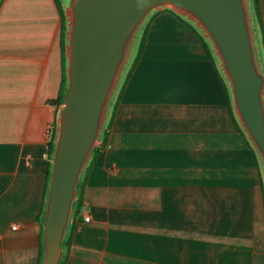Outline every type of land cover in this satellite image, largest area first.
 Instances as JSON below:
<instances>
[{
  "label": "crops",
  "instance_id": "0c3cea01",
  "mask_svg": "<svg viewBox=\"0 0 264 264\" xmlns=\"http://www.w3.org/2000/svg\"><path fill=\"white\" fill-rule=\"evenodd\" d=\"M61 29L56 0H0V264L43 263ZM201 34L151 19L62 264H264L263 168Z\"/></svg>",
  "mask_w": 264,
  "mask_h": 264
},
{
  "label": "water",
  "instance_id": "95a60500",
  "mask_svg": "<svg viewBox=\"0 0 264 264\" xmlns=\"http://www.w3.org/2000/svg\"><path fill=\"white\" fill-rule=\"evenodd\" d=\"M67 85L59 106L43 221L42 264H62L79 185L150 16L169 8L212 44L234 111L264 168V65L251 0H64Z\"/></svg>",
  "mask_w": 264,
  "mask_h": 264
},
{
  "label": "trees",
  "instance_id": "16d2710c",
  "mask_svg": "<svg viewBox=\"0 0 264 264\" xmlns=\"http://www.w3.org/2000/svg\"><path fill=\"white\" fill-rule=\"evenodd\" d=\"M60 11H61V15H62V29H61V48H62V54H63V81H62V87H61V91L58 95L57 98L52 99L51 102H53L54 104H56L58 106V112H59V106L63 103L64 98H65V90H66V85H67V52H66V39H67V18H66V13H65V8H64V0H56ZM251 4H252V9H253V14H254V19H255V25H256V30H257V37H258V42H259V46H260V53H261V59L264 65V19H263V14H262V7H261V0H251ZM172 10V9H171ZM173 12H175L174 10H172ZM156 13H158V11L154 12L150 18L148 19V21L145 23V25L142 27L141 32L138 36L135 48L133 50V54L132 57L130 59V62L128 64V66L126 67L122 80L119 84V87L114 95L112 104L110 106V110H109V115H108V119L104 128V132L102 135V141L101 144L96 147V149L94 150V154L93 157L91 158L88 167L84 173V176L80 182L79 185V197L75 203V209L76 212L73 216L71 225H70V229H69V234L66 237V240L64 242L65 248H66V254H65V258L68 255V252L70 250V246L72 244L71 239L73 236V232L76 229V226H78V224H80V222L82 221V207H83V201H84V181L87 177L88 171L90 169V167L92 166V163L94 161V159L104 153L107 150V146L109 143V136H110V132H111V128H112V122L115 118L116 115V110L117 107L119 105V99H120V94L123 91L124 87L127 84L128 78L130 76V73L132 72V70L136 67V63L138 62V60L140 59L144 47H145V43L147 40V33H148V29H149V25L151 23V19L156 15ZM178 16H180L182 19L188 21L189 23L195 25L192 21H190L189 19H187L186 17L178 14L177 12H175ZM197 27V26H196ZM197 30L199 32H201L199 30V28L197 27ZM201 36L203 37V39L205 40V42L207 43V46L209 47V50L211 51V45L210 42L206 39L205 36H203L201 34ZM212 56L213 53L211 52ZM213 60L215 62L216 67L218 68L220 75L222 77V80L224 82L225 86H228L229 88V93H230V103H231V107L233 109L234 115H235V120L237 122L238 127L242 130V132L246 135L240 120L238 118V116L236 115L235 111H234V105H233V100H232V93H231V89L229 84L227 83V80L225 79V77L223 76V74L221 73L218 64H217V60L215 59V57L213 56ZM56 130H57V117L55 118L52 127H51V136H50V140L48 143V148H47V154H48V161H49V172H48V183H47V189H46V200H45V205L43 208V214H45V207H46V202H47V197H48V192H49V184H50V177H51V158H52V154L54 151V147H55V137H56ZM247 136V135H246ZM249 143L253 146V144L251 143L250 140H248ZM255 153L258 155L257 151L255 150V148L253 147ZM259 156V155H258ZM259 161L262 165V162L259 158ZM263 168V165H262ZM263 173H264V168H263ZM40 220V224H41V234H44L43 231V221H44V217L39 219Z\"/></svg>",
  "mask_w": 264,
  "mask_h": 264
},
{
  "label": "rangeland",
  "instance_id": "374dc122",
  "mask_svg": "<svg viewBox=\"0 0 264 264\" xmlns=\"http://www.w3.org/2000/svg\"><path fill=\"white\" fill-rule=\"evenodd\" d=\"M196 26V25H195ZM200 30V29H199ZM202 33V32H201ZM207 39V38H206ZM208 40V39H207ZM209 41V40H208ZM210 45H211V52L213 53V56L215 57V59L217 60V64H218V67H219V69H220V71H221V73L223 74V76L225 77V79L227 80V78H226V76H225V74H224V72H223V70H222V68H221V64H220V61H219V59H218V57H217V55H216V52H215V50H214V48H213V46H212V44L210 43ZM228 81V80H227ZM228 84H229V82H228Z\"/></svg>",
  "mask_w": 264,
  "mask_h": 264
},
{
  "label": "built area",
  "instance_id": "2783aa9c",
  "mask_svg": "<svg viewBox=\"0 0 264 264\" xmlns=\"http://www.w3.org/2000/svg\"><path fill=\"white\" fill-rule=\"evenodd\" d=\"M109 147H110V143H108L107 149H108ZM85 221H86V222L91 221V215L86 216V217H85Z\"/></svg>",
  "mask_w": 264,
  "mask_h": 264
}]
</instances>
